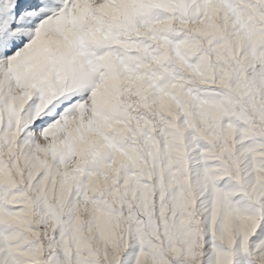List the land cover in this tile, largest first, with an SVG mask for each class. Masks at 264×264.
Here are the masks:
<instances>
[{
	"label": "snow or ice",
	"instance_id": "6c2138e0",
	"mask_svg": "<svg viewBox=\"0 0 264 264\" xmlns=\"http://www.w3.org/2000/svg\"><path fill=\"white\" fill-rule=\"evenodd\" d=\"M0 264H264V0H0Z\"/></svg>",
	"mask_w": 264,
	"mask_h": 264
}]
</instances>
